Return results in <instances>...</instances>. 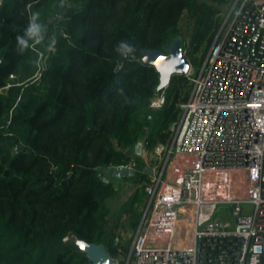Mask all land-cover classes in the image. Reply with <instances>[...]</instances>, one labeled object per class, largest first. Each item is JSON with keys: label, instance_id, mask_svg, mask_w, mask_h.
<instances>
[{"label": "trees", "instance_id": "1", "mask_svg": "<svg viewBox=\"0 0 264 264\" xmlns=\"http://www.w3.org/2000/svg\"><path fill=\"white\" fill-rule=\"evenodd\" d=\"M230 1H1L0 264H91L74 240L101 244L125 263L124 234L137 231L148 195L134 147L170 138L190 84L172 76L165 104L150 109L159 75L141 59L148 51L166 54L181 37L186 60L201 65ZM26 5L41 13L47 33L18 54ZM120 41L137 49L135 60H122ZM121 87L128 103L117 93ZM131 157L134 175L121 179L139 186L112 210L120 196L112 171Z\"/></svg>", "mask_w": 264, "mask_h": 264}, {"label": "built area", "instance_id": "2", "mask_svg": "<svg viewBox=\"0 0 264 264\" xmlns=\"http://www.w3.org/2000/svg\"><path fill=\"white\" fill-rule=\"evenodd\" d=\"M193 73L189 64L170 138L141 141L149 198L125 264H260L264 254V0L226 5Z\"/></svg>", "mask_w": 264, "mask_h": 264}, {"label": "water", "instance_id": "3", "mask_svg": "<svg viewBox=\"0 0 264 264\" xmlns=\"http://www.w3.org/2000/svg\"><path fill=\"white\" fill-rule=\"evenodd\" d=\"M141 62L145 65L152 66L158 73L157 93L168 86L172 76L184 75L189 69V64L182 53L181 37L174 39L166 54L158 50L148 51L141 59ZM141 152L142 144L138 142L134 147V153L136 156H140ZM112 175L116 178H128L134 175V170L121 168L119 170H113ZM74 242L79 250L85 253L86 258L91 264H116V260L111 258L103 245L89 244L82 240H74ZM81 244L84 245L83 248Z\"/></svg>", "mask_w": 264, "mask_h": 264}, {"label": "clouds", "instance_id": "4", "mask_svg": "<svg viewBox=\"0 0 264 264\" xmlns=\"http://www.w3.org/2000/svg\"><path fill=\"white\" fill-rule=\"evenodd\" d=\"M61 3L60 7H63ZM31 6L26 5L25 11L29 12L28 23L23 31V35L16 36V50L18 54H23L25 51L33 48L37 45H40L45 40V35L47 33V27L44 23L41 22V13L39 11H30ZM23 14V13H22ZM55 40L51 42L49 46V51L54 50ZM119 54L122 60L132 61L136 59L135 53L137 49L133 46L130 41H120L115 49ZM118 68H122L123 64H119ZM117 93L120 96L124 97V102L128 103V97L124 95V89L118 88ZM254 252L259 254V247L254 248ZM255 264H259L258 261Z\"/></svg>", "mask_w": 264, "mask_h": 264}, {"label": "rangeland", "instance_id": "5", "mask_svg": "<svg viewBox=\"0 0 264 264\" xmlns=\"http://www.w3.org/2000/svg\"><path fill=\"white\" fill-rule=\"evenodd\" d=\"M187 20H188V16L185 14L184 16H183V18H182V22H181V25H185V23L187 22ZM206 53H207V50H206ZM205 53V54H206ZM199 54V53H198ZM199 55H201V54H199ZM199 66H200V64L197 66V67H193V71H194V73L193 74H191L190 75V78H194V77H196V75H197V72H198V69H199ZM184 76V75H183ZM185 77V76H184ZM186 78V77H185ZM190 87H191V84H189V90H190ZM118 168V167H117ZM115 169V170H118V169ZM143 183V182H142ZM147 184H148V182H147ZM114 185L118 188V192H119V197L117 198V201L115 202V203H113V204H111V209L112 210H114V209H117V206L120 204V203H122V202H124L125 200H126V198L128 197V195L133 191V189L134 188H136L137 186H139V185H137V186H135L133 183H131L129 180H122L121 178L119 179V178H117L115 181H114ZM150 187H152V182L150 181ZM148 198H149V196L147 195L146 197H145V202H144V205H142V208H140L141 210L140 211H142V213H143V210H145V208H146V205H147V201H148ZM124 226H125V220H124V218L121 220V223H120V232H122L121 230H123V228H124ZM134 234H135V231L133 230L132 232H128V233H125L124 234V237H123V239H124V241L125 240H127L126 242H123L122 241V244L123 245H125V246H129V249H130V247H131V244H132V241H133V236H134ZM129 242H130V245H129ZM125 263H126V261H125ZM124 262L122 263V261H116V264H125Z\"/></svg>", "mask_w": 264, "mask_h": 264}, {"label": "snow or ice", "instance_id": "6", "mask_svg": "<svg viewBox=\"0 0 264 264\" xmlns=\"http://www.w3.org/2000/svg\"><path fill=\"white\" fill-rule=\"evenodd\" d=\"M81 247L83 248V247H84V245H83V244H81Z\"/></svg>", "mask_w": 264, "mask_h": 264}]
</instances>
